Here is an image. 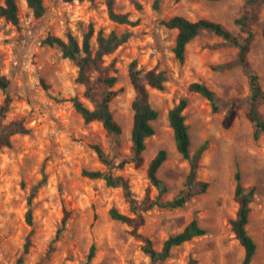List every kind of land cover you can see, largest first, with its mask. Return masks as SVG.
<instances>
[{
	"label": "rangeland",
	"instance_id": "1",
	"mask_svg": "<svg viewBox=\"0 0 264 264\" xmlns=\"http://www.w3.org/2000/svg\"><path fill=\"white\" fill-rule=\"evenodd\" d=\"M136 1L140 9L132 0H116V11L129 13L137 21L134 26L113 22L105 0H44L46 10L40 18L33 15L25 0H18L19 25L0 18V74L9 80L10 97L0 128L22 121L30 130L28 134H13L12 146L0 148V264H18L31 230L32 246L23 264H152L130 228L109 215L112 207L131 214L122 188L109 187L104 180L89 179L82 172L102 170L123 176L133 196L142 200L150 187L148 164L160 149H165L168 157L158 175L167 186L163 199H172L183 188L190 170L189 161L176 149L168 121L169 110L181 98L188 100L184 115L190 155L208 142L197 178L209 182V188L183 207L148 210L140 231L160 250L169 236L196 219L207 233L174 247L160 264H189L192 258L197 264H242L244 249L229 223L238 208L234 199L238 171L245 187L256 188L247 229L257 243L251 264H264V133L257 140L253 137L255 125L247 117L250 92L242 68L211 69L213 64L234 62L238 50L214 32L202 30L187 45L185 61L180 62L173 53L177 31L162 24L174 15L191 21L210 19L242 37L244 33L235 19L244 13L247 0H163L158 10L153 8L154 0ZM249 9L248 25L255 30V37L247 59L264 89V1ZM90 24L95 29L94 50L99 30L105 34L131 32L126 43L105 57L106 64L113 63L109 73L117 77L112 88L117 95L110 109L121 126L118 135L108 134L100 122H84L69 101L77 96L93 108L84 97V87L77 82V66L64 58L58 47L42 44L49 34L66 40L69 32L82 42ZM216 44L223 45L212 48ZM133 61L143 74L151 69L165 71L167 82L162 91L148 87L150 103L159 115L153 121L155 134L146 140L143 163L109 168L92 146L100 145L115 166L132 156L131 105L135 91L129 66ZM192 82L206 84L224 100H242L229 129L222 127L229 108L221 107L213 113L208 100L188 90ZM5 99L0 89V106ZM256 108L264 119V100ZM151 196L157 197L153 187ZM29 198L32 226L25 219ZM65 210L70 218L51 249ZM92 244L95 254L89 259Z\"/></svg>",
	"mask_w": 264,
	"mask_h": 264
},
{
	"label": "trees",
	"instance_id": "2",
	"mask_svg": "<svg viewBox=\"0 0 264 264\" xmlns=\"http://www.w3.org/2000/svg\"><path fill=\"white\" fill-rule=\"evenodd\" d=\"M27 7L32 10L36 18H40L45 13L44 0H25ZM137 8L141 5L132 0ZM163 0H154L153 8L158 10ZM181 1V0H176ZM204 1H221V0H204ZM264 0H247L245 3L244 13L235 19V24L238 25L244 36L239 37L234 35L232 31L226 28L222 23L210 19H200L191 21L183 15H174L162 21V24L168 28L177 31L173 53L180 62H184L186 58L187 45L202 31L210 30L217 36L221 37L225 43L237 48V57L234 62L224 64H213V70H226L235 65L242 68L243 73L247 76L249 86V101L250 108L247 112L248 119L255 125L253 137L259 139L264 133V119L261 117L256 108V104L264 100V89L262 88L257 71L250 66L247 53L255 37V30L248 25L251 12L249 7L258 4ZM109 18L118 24L136 25L137 21L130 18L129 13H121L116 11V0H105ZM0 18L10 22L14 26L20 23V8L18 0H3L0 6ZM95 34V29L92 24L88 26L87 32L83 35L82 42L71 32L67 34L66 40L54 36L47 35L43 41V45L50 47H58L62 56L74 62L78 68L77 82L84 87V97L88 99L93 108H89L77 96L69 99L77 113H79L85 123L100 122L106 132L110 135H118L121 133V126L115 120L110 103L117 95V91L113 90V86L117 82V77L111 75L109 70L113 67L112 64H106L105 57L114 53L122 44L126 43L131 36V32H123L118 34L114 31L105 34L99 30L96 35V49H93L92 38ZM264 38V28H263ZM223 44H216L212 48H218ZM129 78L132 87L135 91V97L132 101V127H131V144L132 156L130 160H123L117 166L108 158L102 147L98 144L93 145V149L101 163L109 168L117 167L122 169L125 164L133 163L135 166H140L143 163V153L146 149V140L155 134L153 121L158 118V111L153 108L150 103L148 87L156 90H164L167 82L165 71H157L151 69L144 74L136 68V62H132L129 66ZM146 81V83L144 82ZM9 80L0 74V89L6 94L5 103L0 106V123L8 110L10 97L7 95ZM188 90L197 93L204 97L211 105L213 113H218L221 107H228L229 110L222 120V127L229 129L234 123L238 115V105L241 99L234 98L224 100L218 93L202 82H192L188 86ZM188 104L187 98H181L179 102L169 110L168 121L173 130L175 146L182 157L189 161L190 170L185 179L183 188L169 200H164L163 196L167 192L166 183L159 177L158 171L163 163L167 160L168 153L165 149H160L156 155L150 160L147 168V176L150 181V187L145 191V196L142 200H137L130 189V184L126 178L120 175H114L111 172L102 170H84L83 176L89 179H102L109 187H121L124 197L129 204L131 214L121 212L116 207L109 210V215L113 220H117L126 224L130 228V234L141 243L142 252L148 256L152 264H160L170 257L171 250L179 245L191 241L195 237L203 236L207 233L206 228L202 227L196 219L191 220L179 233L169 236L164 242L160 250L154 246L153 240L146 234L140 231V228L145 225V213L154 208L175 209L183 207L193 197L203 194L209 188V182L198 180L197 173L200 166V159L203 153L208 148V142H204L191 156L190 134L186 124L184 110ZM30 130L26 128L22 121H13L0 128V148L11 147V136L13 134H28ZM236 186L234 191V199L238 204L236 215L232 218L230 228L235 238L239 241L244 249V257L242 264H251L256 251L257 243L249 234L247 226L249 217L252 211V202L256 193V188L245 187L241 181V175L237 171L235 173ZM157 191V197L151 196V188ZM32 198H29V208L26 212V222L28 225H33L32 213ZM70 218V213L64 211V216L61 220V227L58 229L55 238L51 242V249L55 242L59 239L60 234L65 229ZM31 230L26 238L23 253L18 258L17 263L23 264L24 257L29 253L32 246ZM95 254V245L92 244L89 253V259H92ZM189 264H197L195 259H191Z\"/></svg>",
	"mask_w": 264,
	"mask_h": 264
}]
</instances>
